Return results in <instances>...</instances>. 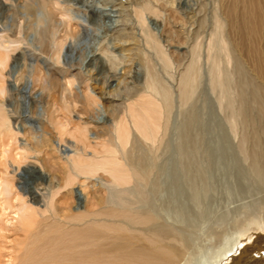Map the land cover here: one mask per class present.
I'll use <instances>...</instances> for the list:
<instances>
[{"label": "rangeland", "instance_id": "rangeland-1", "mask_svg": "<svg viewBox=\"0 0 264 264\" xmlns=\"http://www.w3.org/2000/svg\"><path fill=\"white\" fill-rule=\"evenodd\" d=\"M223 14L222 0H0V50L9 51L0 108L17 144L30 149L16 167V151L0 144V162L35 219L25 226L0 207V264H20L32 236L46 237V227L53 231L47 235L79 228L74 217L87 213L94 193L97 204L148 212L184 239L180 264L211 258L232 237L264 229V58L246 60ZM258 44L264 49V39ZM37 71L49 82L35 81ZM146 99L160 112L150 139L129 112ZM53 104L59 117L49 113ZM65 114L69 127L88 126L92 144L98 137L110 143L136 173L129 184L118 190L98 170L57 189L63 167L38 169L44 153L31 147L44 138L63 160L93 154L75 150L69 137L62 144L55 139ZM121 120L130 129L125 147L114 129ZM251 238L243 264H264V239Z\"/></svg>", "mask_w": 264, "mask_h": 264}, {"label": "bare ground", "instance_id": "bare-ground-1", "mask_svg": "<svg viewBox=\"0 0 264 264\" xmlns=\"http://www.w3.org/2000/svg\"><path fill=\"white\" fill-rule=\"evenodd\" d=\"M222 2L223 12L227 18L230 32L234 36L236 46L246 54V60L250 56L257 60H263L264 49L260 48L258 43L264 39V0H222ZM61 42L59 40L57 45ZM151 42L153 41L151 40ZM8 61L9 51L0 50V95L4 91L3 70L7 68ZM35 74V81H39L42 84L49 82L38 71ZM42 84L40 85L42 86ZM54 86L55 84L52 85V87ZM46 87L50 88L51 85ZM42 90L45 91L44 89ZM147 99L141 100L140 103L129 108L134 127L144 139L151 138L159 126L158 120L160 118V112L154 101ZM92 101L91 98H87L86 106H90ZM50 107L52 109L49 113L55 114L58 110L57 105L53 104ZM64 109L67 110L68 114L71 112L68 107H64ZM68 114L62 116L61 120L64 121L60 125L58 137H55V139L62 144L69 142V140L65 139L66 142L64 140V137H69L71 146L75 150H82L83 152L88 148L93 154H91V157H87V154L76 152L68 156L69 158L67 157L69 160H63L48 148L49 138H44L39 145L31 147L34 151L44 153L41 162H37L38 169L46 173V171L51 172V168L56 169L60 165L63 167V177H59L61 181L56 186L57 189L71 187L75 184L74 182H77L79 175H83L87 179L98 170H103V172L107 173L112 183L118 185V188L116 187L118 190L120 186L129 184L136 174L134 170L128 169L119 162L115 149L111 147L110 143H105L101 137H98L97 141L92 144L88 140L89 137L87 138V132L90 131L87 125L77 123V125L69 127L70 118ZM55 116L59 117L57 113ZM50 120H52L50 114H47V121ZM127 124L121 120L114 128L118 144L124 147L130 136V129ZM43 133L46 134V132ZM0 144L9 154L16 151L14 158L12 156L11 159V162L14 165L16 164V167H19L20 163L27 159V153H29L30 149L27 150L17 144V133L11 125L8 114L2 108H0ZM53 146L56 149V145L54 144ZM259 151L262 152L263 150L260 149ZM98 154H101L99 160L96 157ZM0 166L2 168L0 172V207L2 213L7 214L8 211H11V218L20 219L25 226L29 227L35 220L34 213L19 197V194H15L13 190L15 189L14 178L8 175L9 166L7 163L1 161ZM106 180L108 181L109 179ZM84 182L82 181L85 186ZM19 183L21 184V182ZM37 189L39 190V188ZM122 191L120 190L118 193ZM3 194H9L10 197L5 199ZM95 198L96 194L94 193L87 201L85 206L87 213L82 218L76 219L74 217L75 221L81 222L79 228L64 230L56 235H47V232H51V226H49L46 227V237L40 236L39 231L33 235L20 264H180L183 261L185 253L184 244L182 245L181 240L184 239L180 240L170 230L168 232L158 226L152 214L139 212L138 210L132 211L130 210L131 207L129 209H121V207L117 209L115 208L116 206L114 207L112 206L113 204L109 203L107 205H99ZM95 206L98 208L92 210L91 208ZM255 231H244V239L239 236L240 234L232 237L221 250L217 251L213 256L211 255V258L202 257L195 264H243L251 254V248L246 247L244 243L248 242L251 237L250 242H253V238L264 239L262 237L264 229ZM260 243L262 242L260 241ZM257 262L260 264L262 260L260 263L259 260Z\"/></svg>", "mask_w": 264, "mask_h": 264}]
</instances>
